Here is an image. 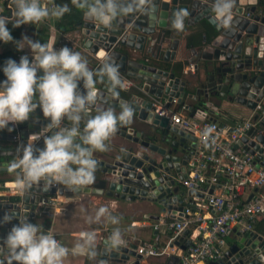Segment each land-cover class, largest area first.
I'll list each match as a JSON object with an SVG mask.
<instances>
[{
  "label": "water",
  "instance_id": "1",
  "mask_svg": "<svg viewBox=\"0 0 264 264\" xmlns=\"http://www.w3.org/2000/svg\"><path fill=\"white\" fill-rule=\"evenodd\" d=\"M213 4L214 0H153L150 14L136 13L118 18L110 27L90 22L83 16L77 29L81 49L99 62L98 67L104 59H114L124 81L132 80L138 85L133 92L129 88L121 90L117 101L108 99L106 86L98 84L102 99L92 107L91 115L96 114L97 108L112 107L119 112V103L128 102L134 109L132 122L118 126L115 135L107 142L108 151L94 154L96 171L92 185L76 192L66 187L59 191L52 185H33L20 191L12 201L0 200V246H4V240L20 218L36 224L40 217L37 207L41 198L57 192L105 196L131 203L137 210L155 208L157 214L171 209L165 203V196L169 191L167 186L173 183H164L163 173L180 171L183 173L181 178H185V166L196 140L178 130L167 117L160 116L162 107L169 108L174 99L176 104L185 107L189 117H193L194 112L203 110L206 104L217 106L220 111V106L210 100L239 105L248 111L264 101V0H236L230 28L219 26L213 18ZM178 9L189 13L186 26L204 19L215 31L213 42L203 41L206 45L200 50L185 48L191 54L187 65H192L194 73L188 71L183 77L180 74L182 67L179 69L169 63L174 60L179 43L172 38L174 30L171 28L173 13ZM87 44L90 45L87 47ZM14 60L19 63L20 58ZM42 75V71L38 72V76ZM80 91H84L82 82ZM252 120L255 127L234 148H246L261 161L264 157V116L260 118L255 113ZM48 123L38 107L27 121L9 124L11 133L1 134L0 141L15 146L0 148V171H9L6 165L22 155V148L30 142V136H40L34 142V148L42 149ZM166 139L171 147L168 151L160 145V141ZM177 151L183 155L178 156ZM155 155L160 156L159 160ZM173 191L177 192L178 187ZM250 198L251 195L248 200ZM8 214L12 215V220L4 223L3 218ZM149 218L156 220L157 216ZM110 234L100 239L95 264L100 261L140 264L142 256L136 253L137 245L130 241L124 240L125 243L117 249L106 248L104 242ZM188 236L189 230L178 235L170 246L186 251L190 243L184 244L183 241ZM178 262L179 258L174 257L172 264ZM207 264H264V236L236 234L226 246L223 257Z\"/></svg>",
  "mask_w": 264,
  "mask_h": 264
},
{
  "label": "clouds",
  "instance_id": "2",
  "mask_svg": "<svg viewBox=\"0 0 264 264\" xmlns=\"http://www.w3.org/2000/svg\"><path fill=\"white\" fill-rule=\"evenodd\" d=\"M12 4L11 17L0 15V41L5 44L13 42L9 23L17 28L35 25L50 18L61 19L71 11L67 4L49 7L42 0H12ZM71 4L88 21L106 27L118 18L136 13L148 15L153 9V0H71ZM235 4L236 0H214L212 13L219 26H232ZM188 15L185 9L176 10L171 28L178 33L184 31ZM16 46L19 50L30 49L32 59L27 55L19 63L9 59L3 67L6 80L0 83V129L27 121L38 107L49 123L44 130L42 149L34 148L38 137H30V142L22 148V155L6 165L16 174L14 183L21 192L33 185L62 184L73 192L92 185L96 171L94 154L108 151L107 142L118 126L129 125L134 114L128 102H120L119 112L112 107L97 108L96 114L91 115L92 107L102 99L98 84L106 86L108 99L119 101L120 91L126 87L119 65L114 59L106 58L93 70L80 52L67 46L58 50L49 48L46 43L27 36L16 42ZM41 71L43 75L38 76ZM211 131L208 129L205 134ZM11 220V214L3 218L4 223ZM121 220L107 206L99 207L94 216L88 217L89 224L103 221L114 226L104 242L106 248L113 249L125 243L119 227ZM96 241L95 231H84L68 248L50 230L45 232L41 225L20 218L8 233L4 246H0V264H65L70 255L95 260Z\"/></svg>",
  "mask_w": 264,
  "mask_h": 264
},
{
  "label": "built area",
  "instance_id": "3",
  "mask_svg": "<svg viewBox=\"0 0 264 264\" xmlns=\"http://www.w3.org/2000/svg\"><path fill=\"white\" fill-rule=\"evenodd\" d=\"M0 5L11 17L12 0H0ZM175 105L173 99L171 106L162 107L159 115L167 117L178 130L193 136L195 147L185 166V178H181L183 173L180 171L163 173V182L173 183L167 186L169 191L165 196V203L171 209L157 214L152 229L158 231L164 227L169 233L167 243L163 247L142 243L137 245L136 253L143 258L164 255L169 247H175L170 246L175 238L189 230V235L196 233L195 238L179 256L178 264L217 262L226 249L227 235L256 233L255 225L264 218V157L258 161L248 149L234 148L255 127L253 115L264 116V106L262 102L257 103L249 110L248 118L227 127L220 124L222 115L217 106L206 104L203 110L197 109L193 117H189L184 106L175 111L172 109ZM208 129L212 131L205 134ZM52 186L58 188L59 185ZM175 187H178L177 192L173 191ZM190 192L193 195L190 196ZM56 203V197L43 196L37 207L38 213ZM48 230L44 229L45 232Z\"/></svg>",
  "mask_w": 264,
  "mask_h": 264
},
{
  "label": "crops",
  "instance_id": "4",
  "mask_svg": "<svg viewBox=\"0 0 264 264\" xmlns=\"http://www.w3.org/2000/svg\"><path fill=\"white\" fill-rule=\"evenodd\" d=\"M45 3L47 5L51 4V0H45ZM3 12L4 8L2 5H0V15H3ZM55 20V18H50V21L47 22V20H45L44 22L37 24V26L33 27L32 29L28 28L26 25L19 37V41H21L23 37L27 36L33 41H39L42 44L46 43L49 48L54 47L58 50L62 47L67 46L73 51L80 52L84 57H86L89 62L88 66L90 69L95 70L99 68V62L95 61L91 55H89L79 46L78 43L80 40V34L78 33V30L67 33L65 35H60L53 27V22ZM43 23L49 25L47 42L41 41V38H39V35L37 34V27H39ZM25 32L27 33L25 34ZM214 33L215 31L213 27L204 19L191 25H185V29L182 32H173L172 38L177 39L179 43L174 60L170 61L169 63L179 69L182 67V73H180L182 77L188 71H190L192 75L194 73L192 65H187L188 59L191 57V54L187 52L185 48L193 47L196 51L200 50L206 45L203 44V41L210 43L211 41L213 42ZM185 44L186 47H183ZM19 51L21 52V54L18 55L19 58L27 55L30 58L29 60L31 61L32 54L30 49L25 47L23 50ZM202 59L203 58H201V60ZM159 63L162 64V61L160 60ZM178 74L179 73H177V75ZM125 83V88H129L131 92L135 91L138 87L136 82L132 80H125ZM210 102L216 103L220 106V115H222L221 120L224 122V125H227V127H231L236 123L241 122L243 119L248 118V116L250 115V112L248 110L239 105L229 104L226 102L219 103L216 101L214 102L213 100H210ZM262 104L264 106V101L262 102ZM179 108L180 106L172 107V109H174L175 111H179ZM8 133H11L9 125L4 129H0V135ZM11 146H15V144L0 141V148ZM2 160L3 158H1V161ZM15 178V172L0 171V180L7 181L3 184L0 183V200L12 201L15 195L20 192L17 185L14 183ZM62 187L64 188L65 186L60 185L57 189H59L60 191ZM44 197H56L57 203L52 208L48 207L44 216H42L40 213V217L36 220V224L41 225L43 230L50 229V231L55 235V238L68 248H71L74 245L81 232L95 231L97 235L96 246L98 245L101 238L108 235V233H111L112 228L114 227L113 225L107 224L103 221L101 223H88V217L94 216L96 210L101 206L109 207V210L113 215L122 217L119 227L122 230L123 240L130 241L135 245H141L142 243H156L157 245L162 247L165 246L168 241L169 233L164 227L158 231H154L152 229V225L156 220L154 218H149V216H157V213L156 211H152L151 209H143L138 211L131 203L120 202L113 198L92 195L89 193H71L63 195L60 194V192H57L55 196L48 194L44 195ZM147 215L148 217H146ZM262 219L260 221H262ZM255 232L257 233V231ZM193 234L185 238V240L183 241L184 244L191 243L194 240L195 235L194 237H192ZM234 236V233L226 236V245L232 242ZM183 253L184 251H181L179 248L169 247L164 255L158 257H142L140 264H172L174 262V257L179 258V256ZM86 259L88 258L84 256L72 257L70 255L65 261V264H87ZM95 263V260H89L88 264Z\"/></svg>",
  "mask_w": 264,
  "mask_h": 264
},
{
  "label": "trees",
  "instance_id": "5",
  "mask_svg": "<svg viewBox=\"0 0 264 264\" xmlns=\"http://www.w3.org/2000/svg\"><path fill=\"white\" fill-rule=\"evenodd\" d=\"M51 3L53 5H64L67 4L69 8H71V11L69 13H66L61 19H56L53 22V27L55 28L56 32L60 35H65L67 33L73 32L77 30L82 22L83 14L81 11L77 10L75 7L72 6L71 0H51ZM4 16H9L10 13L6 9H4V12L2 13ZM47 22L50 21V19H46ZM45 21V20H44ZM43 21V22H44ZM27 25L28 28L32 29L33 27H36L37 24H25L21 25L20 27H13L11 23L7 25L8 30L10 31L13 42L5 44L4 42L0 41V83H3L6 80V77L3 73V67L5 66L6 61L9 59L14 60L18 55L21 54V52L18 50L16 46V42L19 41V37L22 34L23 28ZM48 33H49V25L46 23H43L39 27H37V34L39 35V38H41V41L47 42L48 40ZM221 125H224V122L221 120ZM4 182H7L5 180H0V183L3 184ZM47 208L43 209L41 211V215L44 216ZM255 231L257 233L264 236V218L262 221H259L255 225ZM86 263H89V259H86Z\"/></svg>",
  "mask_w": 264,
  "mask_h": 264
},
{
  "label": "flooded vegetation",
  "instance_id": "6",
  "mask_svg": "<svg viewBox=\"0 0 264 264\" xmlns=\"http://www.w3.org/2000/svg\"><path fill=\"white\" fill-rule=\"evenodd\" d=\"M175 106L179 107L180 105L176 104ZM160 145H161L166 151L171 150L169 140L167 141V139H166L164 142L161 140V141H160ZM177 155H178V156H182L183 154H182L181 152L177 151ZM155 158H156V160H159L160 156L155 155ZM152 209H153V210H152ZM151 210L157 212V210H156L155 208H151Z\"/></svg>",
  "mask_w": 264,
  "mask_h": 264
},
{
  "label": "bare ground",
  "instance_id": "7",
  "mask_svg": "<svg viewBox=\"0 0 264 264\" xmlns=\"http://www.w3.org/2000/svg\"><path fill=\"white\" fill-rule=\"evenodd\" d=\"M90 44H87V47L89 46ZM195 234L192 235V237H194Z\"/></svg>",
  "mask_w": 264,
  "mask_h": 264
},
{
  "label": "rangeland",
  "instance_id": "8",
  "mask_svg": "<svg viewBox=\"0 0 264 264\" xmlns=\"http://www.w3.org/2000/svg\"><path fill=\"white\" fill-rule=\"evenodd\" d=\"M27 32H25V34H26ZM30 59V58H29ZM153 210V209H152ZM139 211V210H138Z\"/></svg>",
  "mask_w": 264,
  "mask_h": 264
}]
</instances>
